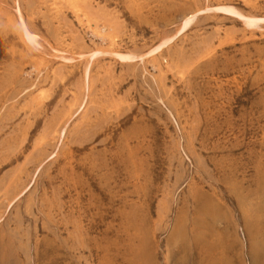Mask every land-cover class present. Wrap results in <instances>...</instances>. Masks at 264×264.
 Segmentation results:
<instances>
[{
	"label": "rangeland",
	"instance_id": "1",
	"mask_svg": "<svg viewBox=\"0 0 264 264\" xmlns=\"http://www.w3.org/2000/svg\"><path fill=\"white\" fill-rule=\"evenodd\" d=\"M224 5L264 17L0 0V264H264V22Z\"/></svg>",
	"mask_w": 264,
	"mask_h": 264
},
{
	"label": "bare ground",
	"instance_id": "2",
	"mask_svg": "<svg viewBox=\"0 0 264 264\" xmlns=\"http://www.w3.org/2000/svg\"><path fill=\"white\" fill-rule=\"evenodd\" d=\"M215 9L218 10V11H222V12L228 13V14H233V15H238V16L243 17L244 21H245V24L249 28L257 27V26L260 25V23L264 22V17H259L257 15H244V14H242L240 11H238L236 8H234L232 6H226V5L218 6ZM17 12H18L19 28L21 30L23 38L29 44H34V43L36 44L37 43V35L33 33V31L30 29V27L26 23V21L24 19V16H23V13H22L20 8L17 10ZM198 13L199 12H196V13H193V14H190L189 16H187L185 18L181 28L179 29V31L174 36L169 37L168 39H166L165 41L160 43L156 48H154L152 51H150L147 55H151V54H154V53H157V52L161 51L168 43H170L173 40H175L176 37L179 34H181L184 31H186L191 26L193 21L196 19ZM100 53L110 54V52H108L106 50L99 49L96 53L92 54L90 56V58H93L95 55L100 54ZM111 54L113 56L117 57L119 60H121L123 62L131 61V60H134L136 58V56L131 54V53H124V52H121V51H114ZM62 58L64 60H69L65 56H62ZM86 72H89V68H88V70Z\"/></svg>",
	"mask_w": 264,
	"mask_h": 264
}]
</instances>
